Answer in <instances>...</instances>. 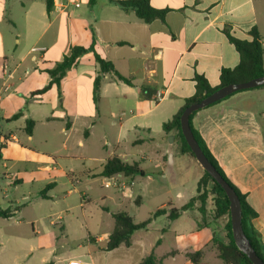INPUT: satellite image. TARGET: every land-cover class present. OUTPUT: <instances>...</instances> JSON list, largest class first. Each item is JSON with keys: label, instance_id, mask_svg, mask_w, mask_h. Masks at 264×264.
I'll return each mask as SVG.
<instances>
[{"label": "crops", "instance_id": "0c3cea01", "mask_svg": "<svg viewBox=\"0 0 264 264\" xmlns=\"http://www.w3.org/2000/svg\"><path fill=\"white\" fill-rule=\"evenodd\" d=\"M149 4L157 10L168 9L163 22L146 24L134 12L108 0H53L50 13L45 0H0V209L13 212L0 218V264H67L72 260L139 264L150 256L156 264H193L186 255L195 252H201V264L211 260L224 264L212 240L225 242L222 222L225 230L227 216L214 218L209 202L203 215L195 203L176 219L168 217L171 209L183 207L196 195V187L188 190L183 181L197 183L203 170L199 167L192 174V167L199 164L182 153L178 132L166 134L162 125L194 94L195 75L216 87L220 70L239 63L225 29L237 39L250 41L249 32L255 28L261 37L264 67V0H149ZM73 47H93L132 85L105 73L95 95L99 68L94 54L88 52L66 72L59 88L53 85L33 95L49 84L48 71ZM141 86L148 87L147 98L140 97ZM157 93L164 98L156 103ZM28 121L33 122L30 132ZM191 125L256 212L252 225L264 245V87L236 92L197 111ZM79 132L86 139L106 140L105 147L111 148L106 158H98V172H86L87 177H99L106 188H113L101 201L119 207L126 202L133 205L131 212H109L102 207L106 214L113 218L125 213L135 224L151 218L145 229L131 235L128 247L105 249L114 222L104 233L88 235L94 250L87 254L72 253L53 237L59 223L43 209L53 201V192L62 181L73 189L79 183L58 162L78 158L68 152L67 143L72 144L75 136L77 149L83 148ZM58 133L66 154L56 158L46 146ZM3 139L9 142L4 144ZM113 156L137 165L143 174L102 177L104 164ZM150 166L164 178L168 170L171 188L148 190L144 180H153L145 170ZM34 182L40 188L32 192L33 197L15 195L16 189ZM145 198L158 206L142 212ZM159 210L163 213L152 217ZM65 216L67 211L57 216L58 221ZM59 228L66 233L63 226ZM92 229L97 231V227Z\"/></svg>", "mask_w": 264, "mask_h": 264}, {"label": "trees", "instance_id": "16d2710c", "mask_svg": "<svg viewBox=\"0 0 264 264\" xmlns=\"http://www.w3.org/2000/svg\"><path fill=\"white\" fill-rule=\"evenodd\" d=\"M92 1V0H91ZM111 4L118 6L124 11H132L135 16L148 24L154 20L164 21L165 15L168 12V9L157 10L150 6L149 0H108ZM46 11L50 13L53 0H45ZM224 34L227 37L228 41L234 46L235 50L239 54V63L233 69H221L219 73V85L216 87H211L206 79L200 75L194 76V94L185 99L183 106L177 111V113L172 117L171 120L165 122L162 125L163 131L168 134L172 130L178 132L181 145L182 153H187L193 159L194 156L187 146L181 131H180V116L185 110L186 107L193 103L200 102L204 97L210 95L217 89L222 86L233 84V83H245L249 80L264 76V67H263V47L261 44V37L257 33L256 29L253 28L250 30L249 34L252 37V40H241L237 39L229 33L228 29L224 30ZM92 52L94 54V60L99 68V75L96 76L94 80V94L98 95L100 89V81L102 74L112 73L117 81L123 82L131 86V81L127 78L121 76L113 67L112 63L102 59L93 51V47L83 48V47H73L71 48L68 55L64 56L61 62L56 63L53 69L48 71V74L51 78V81L43 89L38 90L33 93L42 94L46 92L51 86L55 85L59 88L61 79L65 76L66 72L76 64L78 58L84 54ZM264 87L260 86L257 88ZM148 87H140V97L147 98ZM239 92V91H238ZM227 98V97H226ZM218 103V102H217ZM216 104V103H214ZM213 105V104H212ZM211 106V105H210ZM196 112L191 113L189 116V125L192 131V134L200 147L201 151L207 158V160L213 165L215 170L219 175L225 180V182L233 189L235 194L238 197L241 209V227L244 235L249 241L252 249L256 255L264 262V245L262 244L259 233L253 228L252 220L257 216L256 212L249 206L246 201L245 195H243L226 177L223 170L218 165L216 159L206 146L205 142L199 135V133L192 127L191 119ZM17 115L14 116L16 118ZM33 125L32 121L27 122V132H30L29 127ZM196 161V160H195ZM117 174H122L125 177L142 175L143 172L135 164H127L121 161L116 156L111 157L106 161L101 171L102 177H112ZM46 190V188H45ZM41 196L44 194L41 193ZM211 205V211L213 212L214 218H220L227 216V223L225 225V242L221 240H216L213 238L212 243L215 246L218 258L224 264H252L251 261L239 251L232 239L230 217H229V202L224 193L218 184H216L210 176L203 171L202 176L197 181L196 185V195L189 200L183 207L179 209H171L169 211L168 217L170 219H176L179 217L182 211L189 210L193 207L195 203L198 204V211L203 215ZM163 213L162 210L156 211L152 217L157 216L158 214ZM13 212L8 210L0 209V218H8L12 216ZM114 226L113 230L108 236V241L106 243L105 249L107 251L113 250L121 245L128 247L130 245L131 235L141 229H145L146 226L150 223L151 218L148 220L135 224L133 220L126 215L125 213H116L113 215ZM187 258L193 264H201V252L188 253ZM139 264H156L153 257H147L143 259Z\"/></svg>", "mask_w": 264, "mask_h": 264}, {"label": "rangeland", "instance_id": "374dc122", "mask_svg": "<svg viewBox=\"0 0 264 264\" xmlns=\"http://www.w3.org/2000/svg\"><path fill=\"white\" fill-rule=\"evenodd\" d=\"M58 128L55 127V131L58 132ZM81 137V141L84 143L83 148L77 149V139L73 138L72 144L69 142L67 146L69 147V151L71 154L78 156V158L74 160H60L57 161L62 163V166L65 168L67 172L71 171L72 174L79 178V183L76 184L75 191L72 187L69 188L62 181L59 184L56 191L53 192L54 199L51 202H47L44 206L43 211L47 213H52L50 217L54 222L59 223L55 226L53 237L57 238L59 244H64L72 253L80 252L87 254L94 250L91 243H88V235L96 236L95 234H102L108 230L109 225L114 222L113 218L106 214V211L103 210L102 207H105L109 210V212H117L119 210H123L125 212H131L133 205L129 202H126L122 207L114 205L110 201H101V197L103 195L107 196L110 192H113V188H106L104 186V181L99 177L91 178L87 177L88 171L98 172L100 170V163L98 158H106L111 148H107L104 145V141L101 138H92L86 139L83 137L81 132L78 133ZM170 138H168V142H170ZM109 144L114 143L113 140L107 139ZM63 142V138L61 134H57L53 136L52 141L46 146L49 151H53L56 158L64 156L66 154L62 150L61 143ZM156 143V142H154ZM149 144L151 147L155 146V144ZM72 149L70 148L71 146ZM34 161V160H33ZM37 161L32 162L34 166ZM197 165V164H196ZM192 167V174L195 175L197 171L200 170V166ZM165 167H167L165 165ZM168 169V168H167ZM147 175H152L153 180L148 181L144 180L147 185L148 190L150 192L156 188H171V174L168 170L164 171L166 177H161V174L158 171H155L151 166L149 168H145ZM185 188L188 190H193L197 183L195 180L191 179L188 181L187 179L183 181ZM40 183H32L24 185L15 191L16 196H21L25 194H32V192L39 190ZM71 190L70 193L68 191ZM174 194V192L172 193ZM127 197L133 198V195L128 194ZM84 199V200H83ZM84 201V202H83ZM142 206V212H148L152 208H156L158 206V202H154L148 198H145V201ZM63 211H67V216L63 217L60 221H58L57 216L62 215ZM224 222H222V229ZM63 226L66 230V233H61L60 228ZM93 227H97V231H93ZM223 239L225 240V230ZM96 232V233H95ZM221 264V262H219ZM209 264H213L212 260Z\"/></svg>", "mask_w": 264, "mask_h": 264}, {"label": "water", "instance_id": "95a60500", "mask_svg": "<svg viewBox=\"0 0 264 264\" xmlns=\"http://www.w3.org/2000/svg\"><path fill=\"white\" fill-rule=\"evenodd\" d=\"M263 85L264 76L249 80L245 83H233L222 86L210 95L204 97L200 102L193 103L186 107L179 120L181 134L195 160L202 170L205 171L210 176V178L224 191L229 202V217L233 242L236 248L246 255L252 264H264V262L256 255L243 233L241 227V209L238 197L201 151L190 129L189 116L191 113L197 112L205 107L217 103L238 91L257 88Z\"/></svg>", "mask_w": 264, "mask_h": 264}, {"label": "built area", "instance_id": "2783aa9c", "mask_svg": "<svg viewBox=\"0 0 264 264\" xmlns=\"http://www.w3.org/2000/svg\"><path fill=\"white\" fill-rule=\"evenodd\" d=\"M164 96L163 94L161 93H157L156 95H154L153 99L154 101L157 103V102H160L161 100H163ZM14 140V139H12ZM8 139H3V143L6 144L8 143ZM67 264H89L87 262H84V261H80V260H72V261H69Z\"/></svg>", "mask_w": 264, "mask_h": 264}]
</instances>
